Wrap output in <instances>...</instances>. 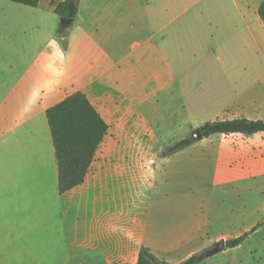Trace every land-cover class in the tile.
Masks as SVG:
<instances>
[{
	"label": "crops",
	"instance_id": "1",
	"mask_svg": "<svg viewBox=\"0 0 264 264\" xmlns=\"http://www.w3.org/2000/svg\"><path fill=\"white\" fill-rule=\"evenodd\" d=\"M62 1L37 8L56 14ZM263 1L80 0L65 41L59 25L0 26V252L138 264L145 246L179 263L263 224L264 131L212 134L160 159L97 151L62 193L47 116L81 91L109 129L264 120ZM258 232L226 249L264 264Z\"/></svg>",
	"mask_w": 264,
	"mask_h": 264
},
{
	"label": "trees",
	"instance_id": "2",
	"mask_svg": "<svg viewBox=\"0 0 264 264\" xmlns=\"http://www.w3.org/2000/svg\"><path fill=\"white\" fill-rule=\"evenodd\" d=\"M10 1L31 7H37L40 2V0ZM79 3L80 0H64L54 3V11L59 16L75 18L78 14ZM259 12L264 21V1L261 3ZM58 34L65 41L67 31L62 25L58 28ZM47 116L59 167L60 191L64 193L84 182L94 157L108 133L109 125L86 94L81 91L50 107ZM200 128L204 137L216 133L253 134L264 131V120L246 117L217 119L205 122ZM195 141L191 136L181 138L167 147L166 154L176 153ZM261 224L259 223L251 231L238 237L228 239L226 246L232 248L242 244L247 236L257 230ZM215 244L179 263H171L158 257L150 248L144 246L140 250L138 264H199L210 256V251Z\"/></svg>",
	"mask_w": 264,
	"mask_h": 264
},
{
	"label": "rangeland",
	"instance_id": "3",
	"mask_svg": "<svg viewBox=\"0 0 264 264\" xmlns=\"http://www.w3.org/2000/svg\"><path fill=\"white\" fill-rule=\"evenodd\" d=\"M54 15L56 14L52 12L49 6L44 5V3L41 8H37L26 6L24 4L16 3L10 0H0V26L26 23L30 20H35L37 23L43 25L53 24L61 26L60 16H56V18H53L55 17ZM4 34L5 33H0V35ZM195 128L196 127L189 128L188 126H185L184 121L181 122V124L178 123V125L174 127H166L161 125L154 126L152 128L145 127L143 129H133L123 126L118 128H110L98 151L108 152L142 150V154L146 153V155L152 152H156L160 155V159L163 155H167L166 149L169 145L180 140L181 138L191 136ZM141 131L144 132L141 133ZM150 175L152 178L154 174L150 173ZM151 184L152 183L149 182L148 188H150ZM152 185H154V182ZM151 198L152 197H150L149 200ZM257 230L259 232L255 237L259 241L264 240V223L261 224ZM216 242L217 240H215L210 246L206 248L212 247ZM256 242L257 240H254V243ZM248 249L249 247L246 246V248H243L237 252H233V250L230 251V249L225 248L224 250L217 253V255L214 254L207 257L206 261L209 263H258V257H249L247 251ZM11 259H14L13 261H15V263L17 264H36L44 263L45 261L44 257L28 255V253H21L19 255L11 257L6 253L0 252V264H9L12 262Z\"/></svg>",
	"mask_w": 264,
	"mask_h": 264
},
{
	"label": "water",
	"instance_id": "4",
	"mask_svg": "<svg viewBox=\"0 0 264 264\" xmlns=\"http://www.w3.org/2000/svg\"><path fill=\"white\" fill-rule=\"evenodd\" d=\"M75 18L73 17H69V16H60V24L68 29L70 28V26L73 24ZM191 137L194 140H199V139H203L204 138V134L202 132V129L200 127H197L193 134L191 135ZM226 242L224 240L218 241L215 246L212 248V250L210 251V256L214 255L222 250H224L226 248Z\"/></svg>",
	"mask_w": 264,
	"mask_h": 264
}]
</instances>
